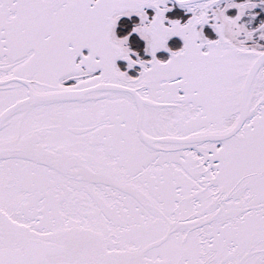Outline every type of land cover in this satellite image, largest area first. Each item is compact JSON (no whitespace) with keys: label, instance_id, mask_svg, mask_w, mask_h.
Here are the masks:
<instances>
[{"label":"snow or ice","instance_id":"obj_1","mask_svg":"<svg viewBox=\"0 0 264 264\" xmlns=\"http://www.w3.org/2000/svg\"><path fill=\"white\" fill-rule=\"evenodd\" d=\"M256 9L0 0V264H264Z\"/></svg>","mask_w":264,"mask_h":264},{"label":"flooded vegetation","instance_id":"obj_2","mask_svg":"<svg viewBox=\"0 0 264 264\" xmlns=\"http://www.w3.org/2000/svg\"><path fill=\"white\" fill-rule=\"evenodd\" d=\"M180 11H182V10H180ZM232 11L234 12L235 10H232ZM256 11H259L261 13V16H264V10L256 9ZM187 15H190V14H187ZM205 31H206V33L209 32V30L207 28L205 29ZM137 40H138V44H136L135 47H137V50L141 51V54L144 55L143 50H142V46H143L144 42L142 40H139V37H137ZM170 43L173 45L174 48H178V47L182 46L183 42H182V40H180L179 37H175V38H173V41H171ZM158 55H160L162 58H167V56L170 54L163 52V53H160ZM146 58H148V57H146ZM118 64L121 66L122 70L126 69V66H127L126 61L120 60V61H118ZM139 69H140V66L137 65L136 70L132 71L130 74H133V75L138 74Z\"/></svg>","mask_w":264,"mask_h":264}]
</instances>
